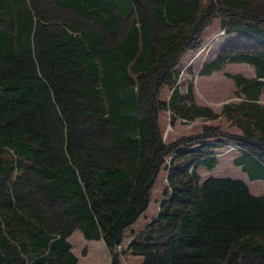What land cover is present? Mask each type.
I'll use <instances>...</instances> for the list:
<instances>
[{
	"label": "trees",
	"instance_id": "1",
	"mask_svg": "<svg viewBox=\"0 0 264 264\" xmlns=\"http://www.w3.org/2000/svg\"><path fill=\"white\" fill-rule=\"evenodd\" d=\"M214 19L228 39L197 75L254 70L228 74L238 100L217 112L180 82ZM263 90L264 0H0V264H77L76 230L110 264H264V195L199 172L233 147L264 180ZM162 111L238 132L204 124L165 142ZM161 170L156 213L121 249Z\"/></svg>",
	"mask_w": 264,
	"mask_h": 264
},
{
	"label": "rangeland",
	"instance_id": "2",
	"mask_svg": "<svg viewBox=\"0 0 264 264\" xmlns=\"http://www.w3.org/2000/svg\"><path fill=\"white\" fill-rule=\"evenodd\" d=\"M203 44L196 50L186 51L181 59V80L184 86L192 81L195 85V98L198 104L209 106L214 111H219L222 104L228 102H236L238 97L235 96L234 82L228 74L239 73L245 77H253L254 70L250 65L245 63H229L226 64L221 71L213 72L211 75H197L198 68L203 61H208L214 57L226 43L228 37L220 31L219 19L205 27L201 33ZM191 68L192 74H187L185 69ZM166 92V91H165ZM166 97V96H163ZM260 101L264 103V90L260 97ZM169 112L162 111L159 117L160 126L163 128V139L165 142L176 139L181 135H188L199 132L202 125H217L230 133L238 132L237 128L227 123L224 118L216 120L198 119L191 123L176 121L172 126L169 124ZM236 151H229L225 154H218L219 163L211 170L201 168L199 170L201 178L208 175L214 177H230L243 180L254 195H264V180H250L240 167L233 163V157ZM165 185L164 171L161 170L151 187L149 204L139 218L123 232L121 249L126 246L130 238L131 232L139 230L155 213L159 202L162 199V188ZM72 245V252L78 257L77 264H110V255L101 240H86L80 231H74L68 238ZM85 250V254L82 251ZM139 256L131 254H122L121 264H138Z\"/></svg>",
	"mask_w": 264,
	"mask_h": 264
},
{
	"label": "built area",
	"instance_id": "3",
	"mask_svg": "<svg viewBox=\"0 0 264 264\" xmlns=\"http://www.w3.org/2000/svg\"><path fill=\"white\" fill-rule=\"evenodd\" d=\"M230 149H233V147H230Z\"/></svg>",
	"mask_w": 264,
	"mask_h": 264
},
{
	"label": "water",
	"instance_id": "4",
	"mask_svg": "<svg viewBox=\"0 0 264 264\" xmlns=\"http://www.w3.org/2000/svg\"><path fill=\"white\" fill-rule=\"evenodd\" d=\"M222 33V32H221Z\"/></svg>",
	"mask_w": 264,
	"mask_h": 264
}]
</instances>
